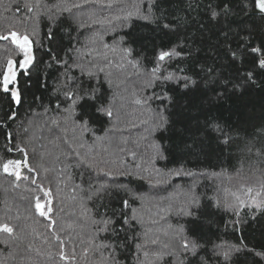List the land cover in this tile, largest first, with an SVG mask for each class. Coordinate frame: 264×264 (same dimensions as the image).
I'll return each instance as SVG.
<instances>
[{
	"label": "trees",
	"instance_id": "trees-1",
	"mask_svg": "<svg viewBox=\"0 0 264 264\" xmlns=\"http://www.w3.org/2000/svg\"><path fill=\"white\" fill-rule=\"evenodd\" d=\"M225 2L231 6L227 15ZM209 5H219L215 21ZM50 28L56 35L51 52ZM12 30L34 41L35 62L17 73L13 86L21 93L20 105L0 90V223L13 228L0 231V264H173L156 253L178 241L181 226L189 235L194 229L203 246L194 264H201V257L207 264H264V208L242 207L237 216L225 207L235 196L251 202L260 193L257 200L264 199V76L257 75V85L220 96L218 81L197 75L203 64L213 67V76L236 83L253 69V56L264 58L249 52L233 62L224 55L229 44L233 49L249 40L254 47L264 45V19L254 0H0V34ZM113 47H130L133 54L126 57ZM173 49L180 54L160 62V72L197 83L188 88L183 81L149 84L157 55ZM9 58L18 61L22 53L10 41H0V76ZM74 80L98 89L97 106L103 102L113 116L97 114L90 101L69 116L72 100L63 92L75 86ZM164 88L172 97L166 131L156 130L159 101L150 99ZM9 111L16 112L14 121L4 116ZM81 113L91 117L87 131L79 127ZM213 123L232 137L229 145L217 139ZM154 144L166 159L157 157ZM12 159H27L33 169L25 171L28 179L2 174L3 163ZM93 163L104 171L89 168ZM176 169L183 170L180 176L156 183ZM41 189L52 194L47 217L35 212L36 198L46 199ZM192 196L199 200V208L193 206L199 213L195 224L180 214ZM124 199L129 208H122ZM133 209L138 219L118 238L111 226L102 231L103 224L93 223L117 220L121 211L131 217ZM57 236L65 260L49 255L59 252Z\"/></svg>",
	"mask_w": 264,
	"mask_h": 264
},
{
	"label": "snow or ice",
	"instance_id": "snow-or-ice-1",
	"mask_svg": "<svg viewBox=\"0 0 264 264\" xmlns=\"http://www.w3.org/2000/svg\"><path fill=\"white\" fill-rule=\"evenodd\" d=\"M74 7H79V5H74ZM219 5L213 7L212 5H209V11H210V20L215 21L217 20L218 16L220 15V12L216 10ZM25 9L27 12H32L33 7L29 4H25ZM254 9L255 11H258L261 18L264 19V0H254ZM231 10V6L229 3L225 2L223 4V12L225 15H227ZM15 11L19 13L21 11L20 7L17 6ZM247 15V13H245ZM144 19H148L147 16L144 17ZM80 27H84V25L81 23ZM163 27L165 29L171 30V26L169 24H164ZM33 33H35V29L33 28ZM227 33H224L225 38L227 39ZM47 41H48V51H52V41L56 39L55 31L54 29L50 28L47 33ZM0 41H10L12 45L15 46L16 49H19V51L23 55V59L20 60H13L9 58L7 60L6 66L3 70L2 76H0V90H2L5 94H8L10 96V103H14L16 105H20L22 102L21 93L19 91L18 86L14 87L13 85H18L17 80V66L20 70H23L24 72H27L29 69V66L34 65L35 62V56L33 53V44L34 41L30 38L27 34H21L17 30L9 31L7 34H0ZM123 41V38H122ZM41 46H43V41L40 42ZM105 48H108L109 46L107 44L104 45ZM119 50L124 56L130 57L133 54V50L130 47H124L122 49H117L116 47H113V51ZM250 53L252 54H259L260 56L264 57V45H261L260 47H254L251 45V41L249 40L248 43L241 45L240 47L233 49L231 45L229 44L228 48L225 50V58H230L231 61L235 62L237 59L242 60L243 57L248 55ZM180 53L177 52L175 49L171 51H161L156 59H157V66L152 69L151 73H149L150 79L148 80L149 84H152L153 82H159L161 86L168 84L169 82L175 81L179 83L180 81H183V87L188 88L189 85H195L197 83L196 80L192 79L189 76L182 75V76H176L175 74H169L167 76L163 75V73L160 72V62L165 61L166 59H171L174 56L179 55ZM54 60L59 62V57L54 55L52 57ZM251 63L253 65V69L249 70L246 74L240 77V80L236 83H233V80L235 78H224L221 79L219 75L213 76V67L208 66L205 68L203 64H199V72L197 75L203 73L204 77H207L211 79L213 82H219L221 86V90L219 91L218 95L222 96L225 94L226 91H236L241 90L245 86L250 85H257V75L264 76V58L257 59L255 56H253ZM66 66V65H65ZM256 69H259V73H257ZM181 72L184 71V69L180 70ZM94 75V73L89 72L88 76L89 79ZM73 84L75 85L71 90L66 89L63 92V95L66 99L72 100V107L68 110L69 116L75 115L74 109L75 107L80 104L81 102H91V106H95V111L97 114L101 116H105L108 118H111L113 116L112 109L110 107L105 106L103 102H100L97 106V102L99 100V97L97 96V92L99 91L96 88H86L84 84L81 82L79 84L75 83V80L73 81ZM229 84H231V88H229ZM102 95V93H101ZM152 101H159V106L156 109V119H155V125L156 130H167V125L169 123L168 120V106L171 104L172 97L168 93L167 89L164 88L163 91L160 94L153 93V96L150 98ZM145 104L148 103V100L143 101ZM167 102V103H165ZM136 103H141L140 100H137ZM81 115L84 116V119L80 122L79 127L82 130L87 131L88 130V124L91 119L86 113H81ZM4 116L7 118V120L14 121L17 117L16 112L9 111L4 113ZM211 130L213 132L220 133V136L217 137V139L220 140V143L227 146L231 142L232 137L228 135V133L225 131L224 128L221 127V125L217 123H213L211 126ZM7 138L9 143L13 139V136L11 133L7 134ZM153 148L155 149L156 155L159 159H166V156L164 155V152L161 150L160 145H153ZM11 151V148L8 149ZM17 150L20 152H24L25 150L23 148H19L17 146ZM79 163V162H78ZM115 163V162H113ZM10 167L13 169L12 171H9ZM21 167H28L29 171L31 172L33 169L29 167L27 159L25 160H18V161H8L2 165L3 172L10 175L15 176L17 180L21 179V173L20 168ZM89 168L95 167L99 171H104L103 168L100 167L99 163H93L88 165ZM159 172V170H156ZM182 169H176L175 171H169L167 174H165L164 177H161V179L157 180V184L165 182L166 176H180L182 174ZM145 177L140 176L139 179H144ZM24 179H28V177H24ZM35 183V180L32 181ZM44 197L47 198L51 196L50 190H43ZM107 191V190H105ZM119 189L116 190V195H119ZM252 189L248 188L247 193L250 195L252 193ZM260 196V193H256V196L251 197V202H246L245 200L241 199L239 196H235V203H228L225 202V207L229 210H232L235 212L237 216H239V208L242 207H255L257 209L264 208V199L257 200L256 197ZM189 206L185 208L180 209V214H182L185 217L189 218V223L195 224L196 221L199 220V213L198 211H193V206L198 209L199 208V200L192 196L190 197L188 201ZM217 207L220 206V202L218 201L216 204ZM35 212L41 216V217H47L49 213L52 212L51 207V200H45V202H41L40 198H36L35 201ZM122 208L126 209L129 208V200L124 199L122 201ZM112 216L115 217L116 213L113 212ZM138 219L136 210H132V216L128 217L127 213L121 211L119 214V219H103L99 222L93 221V223H100L103 224L102 231H108L109 226L112 228V232L119 237V232L121 230H127V227H131V221H136ZM119 223L121 225L120 229H117L115 225ZM0 231L12 233L13 228L8 226L6 223H0ZM192 234L189 235L190 230L186 226H181L178 230L176 235L179 237L178 241L174 244L165 243L163 245V249L158 251L156 253L158 259H163L165 256H168L172 258L173 264H194L195 258L199 255L200 250L202 249V244L200 243L199 239L196 237L194 229L191 230ZM57 241L60 244L59 252L57 254L49 253L50 256L52 255H59L60 260H65L66 254L64 251V242L60 240V237H56ZM152 244H157V240H152ZM137 247H140V245H137ZM214 254H218V248L214 247L213 249ZM225 258H227V252H225ZM201 264H207V260L204 257H201Z\"/></svg>",
	"mask_w": 264,
	"mask_h": 264
},
{
	"label": "rangeland",
	"instance_id": "rangeland-1",
	"mask_svg": "<svg viewBox=\"0 0 264 264\" xmlns=\"http://www.w3.org/2000/svg\"><path fill=\"white\" fill-rule=\"evenodd\" d=\"M22 59H23V55H22ZM19 71H21V70H20V69L18 68V66H17V73H18ZM69 150H70V149H69ZM41 160H44V159H41ZM8 161H18V160H13V159H12V160H8ZM8 161H6V162H8ZM6 162H4V163H6ZM4 163H3V164H4ZM27 168H28V167H21V168H20L21 179H24V177L26 176V172H25V171L28 170ZM1 170H2V174H3V175L10 176V175L4 173L2 168H1ZM12 170H13V169L10 167L9 171H12ZM11 177H13L14 179H16L15 176H11ZM16 180H17V179H16ZM3 194H4L5 196H6V195H9V193L7 194V191H6V192H3ZM48 198H49V197H47L46 199L49 200ZM46 199H45V200H46ZM45 200H44L43 202H45ZM41 202H42V201H41ZM43 202H42V203H43Z\"/></svg>",
	"mask_w": 264,
	"mask_h": 264
}]
</instances>
